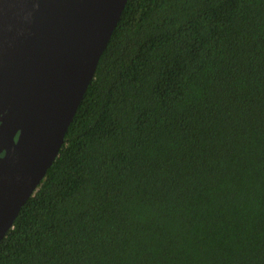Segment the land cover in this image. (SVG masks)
<instances>
[{"label": "trees", "instance_id": "obj_1", "mask_svg": "<svg viewBox=\"0 0 264 264\" xmlns=\"http://www.w3.org/2000/svg\"><path fill=\"white\" fill-rule=\"evenodd\" d=\"M0 264H264V0H127Z\"/></svg>", "mask_w": 264, "mask_h": 264}, {"label": "water", "instance_id": "obj_2", "mask_svg": "<svg viewBox=\"0 0 264 264\" xmlns=\"http://www.w3.org/2000/svg\"><path fill=\"white\" fill-rule=\"evenodd\" d=\"M127 0H0V241L57 158Z\"/></svg>", "mask_w": 264, "mask_h": 264}]
</instances>
